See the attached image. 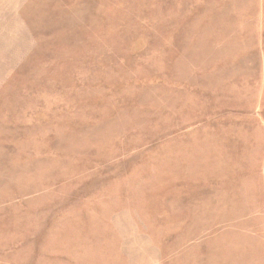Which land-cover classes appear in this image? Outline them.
<instances>
[{"label": "rangeland", "instance_id": "1", "mask_svg": "<svg viewBox=\"0 0 264 264\" xmlns=\"http://www.w3.org/2000/svg\"><path fill=\"white\" fill-rule=\"evenodd\" d=\"M0 264H264V0H0Z\"/></svg>", "mask_w": 264, "mask_h": 264}]
</instances>
